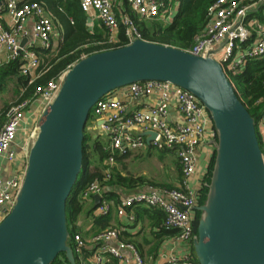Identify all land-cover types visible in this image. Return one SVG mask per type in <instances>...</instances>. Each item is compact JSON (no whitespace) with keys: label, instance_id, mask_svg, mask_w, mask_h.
Masks as SVG:
<instances>
[{"label":"water","instance_id":"95a60500","mask_svg":"<svg viewBox=\"0 0 264 264\" xmlns=\"http://www.w3.org/2000/svg\"><path fill=\"white\" fill-rule=\"evenodd\" d=\"M141 80L189 90L215 129L205 201L194 207L197 263L264 264V155L254 118L215 59L146 39L94 52L66 69L38 119L14 204L0 221V264H52L61 255L77 264L66 202L82 171L91 107L108 92ZM94 201L100 202L99 194Z\"/></svg>","mask_w":264,"mask_h":264},{"label":"built area","instance_id":"2783aa9c","mask_svg":"<svg viewBox=\"0 0 264 264\" xmlns=\"http://www.w3.org/2000/svg\"><path fill=\"white\" fill-rule=\"evenodd\" d=\"M181 2L182 0H79L81 9L107 28L108 42L111 44L118 41L120 25L124 29L126 44L134 39H144L137 21L156 18L170 23ZM2 3L12 24L5 27L0 15V48L5 49L9 60L20 58L19 72L31 84L45 72L41 68L38 74L32 75V71L40 65V59L32 47L35 41H39L41 46L49 45L53 31L52 20L45 15L42 5L37 1L1 0L0 5ZM115 9L118 10V15ZM206 17V23L195 35L192 45L181 49L195 56L215 59L234 86L233 78L242 73L248 63L264 59V0H214L207 9ZM29 20L33 22L32 41L21 46L20 39L29 34L25 27ZM221 43L222 46L216 50ZM111 48L114 47L109 49ZM65 71L46 83L37 85L32 98L9 106L0 126V157L8 160L15 158V151L11 147L16 142L17 133L28 123L26 112L32 111L33 104L39 102L41 111L33 113L36 114V119L28 128V131L32 130L31 135H34L38 119L57 94ZM121 96L154 97L155 101L153 104L129 109ZM172 105L181 115L180 121H169ZM89 115L91 123L97 124L99 121L98 130L104 140L103 148L109 153L106 160L109 166L115 164V154L124 155L147 147L156 150L174 149L182 172L177 185L170 188L149 184L133 190L120 199L115 212L119 216H126L131 222L134 214L129 210L136 204L160 209L164 215L165 228L176 230L169 239L172 252L163 254L161 262L192 264L191 245L197 215L194 207L199 205V192L206 175L200 177L198 188L192 185L200 166L197 150L209 144L214 136V126L205 106L192 92L169 81L141 80L116 88L99 98L91 107ZM255 125L257 133L264 136V113ZM135 127L139 128V132H133ZM150 133L154 135L151 137ZM29 147H22L25 165ZM109 173L110 170L107 169V177ZM23 175L24 171L11 178L0 176V221L14 204ZM103 192V186L93 180L82 191V197L88 199L99 194L97 212L107 214L112 204L103 198ZM120 232L121 228L108 227L96 233L90 243L98 248L85 258L82 257V249L86 242L78 233L74 234L72 248L78 256L77 264H104L106 255L125 264H146L134 244L119 239Z\"/></svg>","mask_w":264,"mask_h":264},{"label":"trees","instance_id":"16d2710c","mask_svg":"<svg viewBox=\"0 0 264 264\" xmlns=\"http://www.w3.org/2000/svg\"><path fill=\"white\" fill-rule=\"evenodd\" d=\"M213 1L214 0H182L170 23H164L156 18L141 21L138 20L137 23L142 33V38L178 48H188L192 45L195 35L203 29L207 19V9ZM58 2H61L67 16L72 18V22L70 20H62L64 26L62 32L63 40L58 47L56 55L51 57L48 61L46 60V67H44L45 72L36 78L33 83L28 84L26 78L19 72L21 65L20 58L17 57L16 59L9 60V62L0 65V93L5 89L7 81L10 78L17 88L21 86L24 89L20 95H17V99L12 103L8 104L5 100L3 101L4 104L0 108V125L2 124L3 118L5 120L4 112H6L9 106L13 103L32 98L37 85L46 83L48 80L54 78L65 70L69 65L86 55L106 50L110 47L122 46L127 43L122 25H120L118 30L117 43L111 44L108 42V30L101 22L98 25L96 24L92 30L88 29L85 24L87 16L81 9L79 0H56V3ZM233 80L236 93L247 107L255 122H257L259 117L264 113V59L254 60L248 63L244 71L236 75ZM88 121L89 117L87 122ZM86 126L83 138L82 171L80 172L66 202L67 226L70 234L69 243L71 246L72 238L78 231L75 222L82 213L87 201V199L82 197V191L89 182L97 180L104 187V195L106 198L117 203L119 201L117 191L118 186H138V188H141L149 184L155 185L151 180L142 176H123L116 168L106 164L109 153L103 148L100 134L95 138L92 136V142L90 143L88 139L91 137L86 133ZM257 134L264 155V136H261L259 133ZM163 151L174 152V149ZM128 154H115V163L121 161L122 158ZM212 159L209 163L207 174L205 175L203 185L199 192V204H202L205 201L207 187L204 183L209 181ZM107 169L110 170L109 177L106 176ZM165 187L171 188L172 186ZM93 209L94 208L92 207L90 211ZM148 209L152 210L154 213L155 223L158 225V237L166 234L173 235L176 233L175 229L165 228L164 215L160 209L153 207H149ZM198 217L199 212H197L194 222V234L196 233ZM110 218V212L107 214L100 213L97 216H94V222L95 224L104 227L109 225ZM191 252L192 264H198L192 245ZM84 255L88 256L87 253ZM104 264H118V260L112 256L106 255V261Z\"/></svg>","mask_w":264,"mask_h":264},{"label":"crops","instance_id":"0c3cea01","mask_svg":"<svg viewBox=\"0 0 264 264\" xmlns=\"http://www.w3.org/2000/svg\"><path fill=\"white\" fill-rule=\"evenodd\" d=\"M22 1L39 2L44 9L45 15L48 16L53 23V31L51 33L49 45L46 47L41 46L39 41L38 42L35 41V44L32 47V49L35 50V52L37 53L40 59L39 67L32 71V75L34 76L35 74H38L41 68L46 67V60L48 61L51 57H54L56 55L58 47L63 40L62 32L64 26L62 20L64 21L70 20L72 22V18L70 16H67L61 2L56 3V0H39V1L22 0ZM3 7L4 6L2 3V5H0V15L4 26L8 27L9 25L12 24V19L8 15V13L3 9ZM115 12L117 15L119 14L118 10L116 9ZM84 14L87 16L85 24L88 27V29L92 30L96 24L97 25L100 24V21L97 18L92 17V15H89L85 12ZM32 24H33L32 20L26 22L25 27L29 32V34L28 36L22 37L20 39V44L23 42V40H25L23 45L21 46L28 45V43L32 41V37H31ZM9 59L10 58L8 57L5 49L0 48V65L9 62ZM65 70H63L62 72H64ZM10 83L13 84V86L15 87L14 93L16 95L18 94L20 95L23 92L24 90L23 87L20 86L19 88H17L14 85V82L11 80V78L7 81V84ZM3 91L5 92V89ZM121 99H123V101L127 103L129 109H134L142 105L153 104L155 101L154 97L130 98L128 96H121ZM40 111H41L40 103L35 102L32 106V111L26 112L27 118H29V120H27L28 123L24 124L22 127L23 129L17 133L16 142L11 147V149L15 151V158L13 160H8L6 157H0V176L4 178H11L14 175L20 174L24 171L25 156H24V149L22 147L26 145L25 134H27L28 128L31 127V125L36 119V114L33 115V113L35 112L37 113ZM5 113L6 112H4V116ZM33 116H34V120L32 121ZM168 119L170 122H177L181 120V115L177 112L174 105H172L170 109V115ZM3 122H4V118L2 123ZM90 127L94 129L95 132L98 133L97 135L100 134L98 132L97 124L93 123ZM133 132H139V128L137 127L133 128ZM95 135L96 134H94L93 132V138H95ZM154 150L156 149H153L151 147L132 150L127 156L123 157L121 161L115 163V165L118 171L123 176H133V177L142 176L144 178H147L148 180H151L156 185L174 187L175 185H177L180 178L182 177V172H181L180 164L178 163V159L173 151L157 150L158 156L156 157L155 162L158 165V167L162 168L163 175L161 176L151 175L148 174L147 172L145 173L140 169L141 161L146 157H150V154ZM169 155L171 156V158L167 160L166 157ZM197 156L200 166L197 170V173L195 174V177H193V181H192V185L196 188H198V186L200 185V180H199L200 177L207 174L209 163L213 156V147L209 144H205L204 146L199 147L197 150ZM136 189H138V186L136 187L118 186V190H117L119 196L118 200L120 201L121 198H123L131 191ZM104 192H103V198L110 201L112 204L109 211L111 216L109 220V225L103 227L98 224H95L94 216H97L100 213L97 212V207L99 203L98 204L95 203L94 196L87 199L82 213L79 215L77 221L75 222V226L78 228L77 233L86 242V246L82 249V257L85 258L91 256L94 253V251L98 248L97 246L90 243L92 236H94L96 233H98L99 231L105 228L116 227L118 229L121 228L119 239L134 244L137 250L139 251V253L141 254V256L144 258L146 264H163L161 262V256L163 254H169L172 252L170 249L171 246L169 244V239L172 235L166 234V235H162L161 237H158L159 234V231H157L158 225L155 223L153 211L148 209L149 207L143 204H136L129 210L132 211V213L134 214V220L130 222L127 220L126 216H119L116 214L115 207L117 205V202H114L113 200L106 198ZM92 207L94 209L90 211ZM85 253H87L88 256H85L84 255ZM105 261H106V257H105ZM52 264H68V262L64 259L63 256L61 257L59 256ZM118 264H125V263L118 261Z\"/></svg>","mask_w":264,"mask_h":264},{"label":"rangeland","instance_id":"374dc122","mask_svg":"<svg viewBox=\"0 0 264 264\" xmlns=\"http://www.w3.org/2000/svg\"><path fill=\"white\" fill-rule=\"evenodd\" d=\"M14 86L13 84H7L6 87H5V92L3 91L1 94H0V108L3 106V101L5 100L6 103H9V102H13L14 100H16L17 98V95L14 93ZM87 126H86V133L88 135H90L91 138L88 139V141L91 143L92 142V136H93V132L94 134H98L97 132L94 131V129H92L90 126L93 124L91 123L90 121H88L87 123ZM33 129V128H32ZM31 131H28L27 134H25V141H26V145L29 147L31 146V143L33 142L34 140V137L36 135V132H34V135H31ZM99 132V130H98ZM100 133V132H99ZM101 137V135H100ZM101 141L103 142V140L101 139ZM147 156V155H146ZM158 156V151L157 150H154L152 151V153L150 154V157H146L144 158L141 163H140V169L142 171H144L145 173L147 172L148 174H151V175H157V176H161L163 175V170L161 167H158V165L156 164L155 162V159L156 157ZM167 160H169L171 158V156H167L166 157ZM114 168L117 169L116 165L114 164L113 165ZM118 170V169H117ZM170 176V174H169ZM156 185V184H155ZM62 256V255H61ZM60 256V257H61Z\"/></svg>","mask_w":264,"mask_h":264}]
</instances>
